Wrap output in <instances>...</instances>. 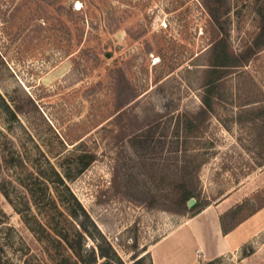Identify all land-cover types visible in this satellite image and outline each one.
<instances>
[{
  "label": "rangeland",
  "instance_id": "rangeland-1",
  "mask_svg": "<svg viewBox=\"0 0 264 264\" xmlns=\"http://www.w3.org/2000/svg\"><path fill=\"white\" fill-rule=\"evenodd\" d=\"M218 225L220 264H264V0H0V264L183 230L198 264Z\"/></svg>",
  "mask_w": 264,
  "mask_h": 264
},
{
  "label": "crops",
  "instance_id": "crops-1",
  "mask_svg": "<svg viewBox=\"0 0 264 264\" xmlns=\"http://www.w3.org/2000/svg\"><path fill=\"white\" fill-rule=\"evenodd\" d=\"M240 225L241 223H239ZM234 230L236 231L234 232ZM237 230L232 228L226 232H221L219 225L215 227V231L219 235V241L217 243L219 244L221 239H226V247L223 249L216 248L213 257H215V254H221L229 248L234 241V234L238 232ZM217 233L215 234L217 235ZM193 239L194 237L192 233H189V230H183L177 235L165 238L162 244L157 243L151 249V264H196L197 260L192 257V250L195 246Z\"/></svg>",
  "mask_w": 264,
  "mask_h": 264
},
{
  "label": "trees",
  "instance_id": "trees-1",
  "mask_svg": "<svg viewBox=\"0 0 264 264\" xmlns=\"http://www.w3.org/2000/svg\"><path fill=\"white\" fill-rule=\"evenodd\" d=\"M56 175H57V173H56ZM191 194H192L191 188L188 186H181V187L177 188L176 196H177V202L180 204V207H176V209H174V210L177 212H180L181 210L183 211V209L185 210L183 203H185L188 200V198L191 196ZM164 209L165 210H172L169 207H165V206H164ZM225 231L226 230H224V229L222 230V232H225ZM198 264H220L219 263V257H211L206 261L199 262Z\"/></svg>",
  "mask_w": 264,
  "mask_h": 264
},
{
  "label": "water",
  "instance_id": "water-1",
  "mask_svg": "<svg viewBox=\"0 0 264 264\" xmlns=\"http://www.w3.org/2000/svg\"><path fill=\"white\" fill-rule=\"evenodd\" d=\"M192 202H193L192 199L187 200V205L188 206H191L192 205Z\"/></svg>",
  "mask_w": 264,
  "mask_h": 264
}]
</instances>
